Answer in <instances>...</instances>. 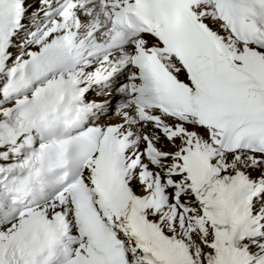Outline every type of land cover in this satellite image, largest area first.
Masks as SVG:
<instances>
[{
	"label": "snow or ice",
	"instance_id": "snow-or-ice-1",
	"mask_svg": "<svg viewBox=\"0 0 264 264\" xmlns=\"http://www.w3.org/2000/svg\"><path fill=\"white\" fill-rule=\"evenodd\" d=\"M0 264H264V0H0Z\"/></svg>",
	"mask_w": 264,
	"mask_h": 264
}]
</instances>
